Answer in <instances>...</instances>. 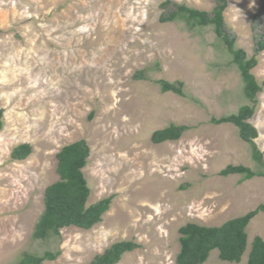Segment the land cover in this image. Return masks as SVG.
<instances>
[{
	"label": "rangeland",
	"instance_id": "1",
	"mask_svg": "<svg viewBox=\"0 0 264 264\" xmlns=\"http://www.w3.org/2000/svg\"><path fill=\"white\" fill-rule=\"evenodd\" d=\"M163 1L0 0V264L48 250L60 254L46 264H87L120 240L139 246L117 264H175L180 226L220 225L264 203V176L219 174L228 164L257 168L237 128L211 122L250 104L239 71L212 27L161 22ZM173 1L206 11L215 3ZM227 4L225 27L251 56L254 35L264 32V0ZM258 58L252 72L261 82L264 51ZM138 71L146 78H135ZM159 79L182 81L184 95L161 92ZM257 98L249 122L264 155V88ZM170 124L188 129L153 143L152 132ZM79 139L90 147L87 203L113 195L110 208L91 229L33 239L44 189L59 178L56 154ZM20 143L32 152L12 160ZM247 234L239 263L212 250L203 264H244L253 237L264 239V211Z\"/></svg>",
	"mask_w": 264,
	"mask_h": 264
},
{
	"label": "trees",
	"instance_id": "2",
	"mask_svg": "<svg viewBox=\"0 0 264 264\" xmlns=\"http://www.w3.org/2000/svg\"><path fill=\"white\" fill-rule=\"evenodd\" d=\"M227 0H215L210 11L197 9L173 0L161 3L163 12L161 22L182 20L190 27H212L216 38L222 43L229 54L232 63L237 67L242 80L243 96L250 104L241 105L237 112L212 117L214 124L230 123L238 131L241 140L249 145L251 159L257 168L253 169L243 164H228L219 171L222 176L239 174L242 179L264 176V155L258 148L255 139L257 129L249 122L258 107V94L264 88V78L258 82L253 69L258 65V55L264 51V32L254 35V54L237 46L236 37L227 31L224 23V12ZM256 16L254 17V21ZM135 78H146L144 71L135 73ZM161 92H171L184 95L182 81L157 80ZM3 109H0V131L4 126ZM188 129L186 125L170 124L157 129L151 134L153 143L178 140ZM32 152L28 143H20L10 151L12 160H24ZM90 147L84 139L65 144L56 154V171L58 180L49 184L43 193V210L39 215L32 238L48 240L59 238L60 230L64 227L75 226L91 229L101 222L103 215L109 210L113 195L103 197L88 204L90 188L84 175L83 168L88 163ZM264 211V203L257 205L243 215L228 219L220 225L208 226L196 222H188L179 227V250L175 256V264H203L207 261L212 250L218 251L222 261L239 263L248 247L247 226L260 212ZM139 246L134 240H120L112 243L102 253L96 254L87 264H117L123 254L133 251ZM60 254L59 250L45 251L42 255L24 251L19 258L9 264H46L53 261ZM62 264V263H54ZM244 264H264V239L258 235L250 242V247Z\"/></svg>",
	"mask_w": 264,
	"mask_h": 264
}]
</instances>
